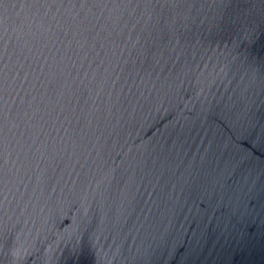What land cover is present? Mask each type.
<instances>
[{
	"label": "water",
	"instance_id": "1",
	"mask_svg": "<svg viewBox=\"0 0 264 264\" xmlns=\"http://www.w3.org/2000/svg\"><path fill=\"white\" fill-rule=\"evenodd\" d=\"M0 264H264V0H4Z\"/></svg>",
	"mask_w": 264,
	"mask_h": 264
},
{
	"label": "snow or ice",
	"instance_id": "2",
	"mask_svg": "<svg viewBox=\"0 0 264 264\" xmlns=\"http://www.w3.org/2000/svg\"><path fill=\"white\" fill-rule=\"evenodd\" d=\"M36 3H39L40 0H35ZM4 3V0H0V4H3Z\"/></svg>",
	"mask_w": 264,
	"mask_h": 264
}]
</instances>
